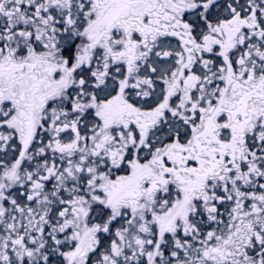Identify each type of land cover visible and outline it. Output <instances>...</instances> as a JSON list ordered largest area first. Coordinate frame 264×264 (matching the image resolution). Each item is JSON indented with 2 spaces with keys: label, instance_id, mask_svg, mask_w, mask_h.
Wrapping results in <instances>:
<instances>
[{
  "label": "snow or ice",
  "instance_id": "snow-or-ice-1",
  "mask_svg": "<svg viewBox=\"0 0 264 264\" xmlns=\"http://www.w3.org/2000/svg\"><path fill=\"white\" fill-rule=\"evenodd\" d=\"M0 264H264V0H0Z\"/></svg>",
  "mask_w": 264,
  "mask_h": 264
}]
</instances>
